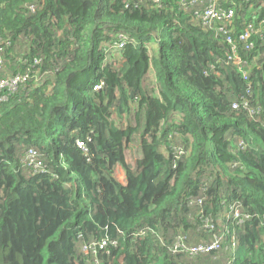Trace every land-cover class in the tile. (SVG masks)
I'll return each mask as SVG.
<instances>
[{"label":"trees","instance_id":"16d2710c","mask_svg":"<svg viewBox=\"0 0 264 264\" xmlns=\"http://www.w3.org/2000/svg\"><path fill=\"white\" fill-rule=\"evenodd\" d=\"M221 5L235 38L264 21V0ZM202 9L0 0V78L28 76L0 104V264H264V114L247 110L264 109V30L241 72ZM179 237L222 245L189 258Z\"/></svg>","mask_w":264,"mask_h":264},{"label":"built area","instance_id":"2783aa9c","mask_svg":"<svg viewBox=\"0 0 264 264\" xmlns=\"http://www.w3.org/2000/svg\"><path fill=\"white\" fill-rule=\"evenodd\" d=\"M155 9H161L165 0H146ZM249 1V0H245ZM180 6L183 9L193 8L195 6H202L203 9L195 13V21H197L202 27L212 28L215 27V33L225 37V44L230 48V56L227 58V62L237 67L242 72V67L246 65V62L242 60L238 54V45L243 43L245 45V50H250L253 47V43L250 39L253 36H258L264 30V21L259 22L257 28L252 25H247L245 29L235 38L232 36V26L234 19V11L231 8H225L221 5V0H179ZM119 44L118 48H121L126 41V37L120 35L118 38ZM1 45V38H0ZM2 51L0 47V52ZM2 68V61L0 59V70ZM245 78L246 74L243 73ZM27 74H16L8 78H0V104L8 100V97L14 92L18 91L27 81ZM99 87H94L97 90ZM232 109L236 110L237 105L233 104ZM251 116H261L264 114L263 110L252 111L247 109ZM264 127V122H263ZM77 146L84 151V145L82 143H77ZM26 159L28 161V166L33 167L36 171H42L41 165L36 158V153L33 150H29L26 153ZM200 205V202H198ZM230 211L233 213V218L236 220L237 224L243 222L237 208L231 207ZM138 235V234H137ZM141 236L144 233H140ZM233 244L232 248L235 246L234 238H232ZM108 243L106 240L100 241L99 243H93L91 245L83 246L82 251L86 254L90 253L92 255H97L99 251L106 249ZM115 245V244H113ZM222 245V237H215L213 241L202 243L195 246H188L185 244V238H177L173 248L172 253H182L189 258H197L199 256L207 255L212 252L218 251ZM93 264H100L99 261L95 260Z\"/></svg>","mask_w":264,"mask_h":264},{"label":"rangeland","instance_id":"374dc122","mask_svg":"<svg viewBox=\"0 0 264 264\" xmlns=\"http://www.w3.org/2000/svg\"><path fill=\"white\" fill-rule=\"evenodd\" d=\"M149 50H150V53H153L157 49H156L154 44H151L149 46ZM107 57L108 56H106L104 59H107ZM123 122H124V124L127 125V120H124ZM138 145H139L138 142L135 141V142H133L132 144L129 145V147H128L127 151H126L127 160H128L129 163H131L133 165L135 164L136 160L140 158L139 146ZM117 176L121 180L123 178L122 172L118 170L117 171Z\"/></svg>","mask_w":264,"mask_h":264}]
</instances>
